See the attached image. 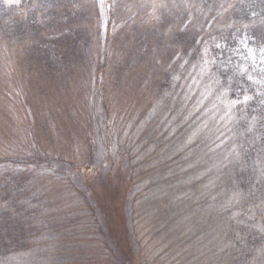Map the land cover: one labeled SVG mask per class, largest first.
<instances>
[{
	"label": "trees",
	"instance_id": "trees-1",
	"mask_svg": "<svg viewBox=\"0 0 264 264\" xmlns=\"http://www.w3.org/2000/svg\"><path fill=\"white\" fill-rule=\"evenodd\" d=\"M141 220L264 264V0H0V264H134Z\"/></svg>",
	"mask_w": 264,
	"mask_h": 264
},
{
	"label": "rangeland",
	"instance_id": "rangeland-1",
	"mask_svg": "<svg viewBox=\"0 0 264 264\" xmlns=\"http://www.w3.org/2000/svg\"><path fill=\"white\" fill-rule=\"evenodd\" d=\"M260 52V51H259ZM180 70V68H178L176 70V72H178ZM175 75V74H174ZM204 80H202L203 82ZM202 86L204 85H207L206 83H201ZM128 129H126L124 131V135L125 134H128ZM53 142V141H52ZM54 143V142H53ZM95 148H93V152H95V154H98L100 152V148L98 146V140L95 139ZM52 143L50 142V145ZM55 144V143H54ZM67 151V150H66ZM69 152V153H68ZM84 151L83 149H81L80 151H67V155L69 154V157H80V158H83L82 156L84 155ZM101 154V153H100ZM102 156V154H101ZM100 156V157H101ZM105 157H103L104 159ZM93 159H97V157H93ZM248 160V158H247ZM251 160V163L252 164H255V161L253 159H250ZM250 160L246 161H241L240 164H244V163H247L249 162ZM192 161V160H191ZM234 162H231V164H233ZM104 165V168L108 167V164H103ZM194 168V167H193ZM198 171V168H194ZM209 173V171H200V174L201 175H207ZM127 173L124 172V175H126ZM197 174V173H196ZM103 188V185L101 184L100 185V188H98V190H96V193H94V197L97 199V200H103L102 199V196H104V192L101 190ZM111 190V189H110ZM110 190H106V198L108 200V205L110 207L112 206H117V203L119 202L118 201V198L121 197V190L119 188H112V192L109 193ZM99 191H102V193H100L99 195ZM225 191L226 193L229 192V189L228 188H225ZM112 198H110V197ZM104 199V200H105ZM154 205V204H153ZM156 208H160L161 209V206L159 205H154ZM176 208L175 209H172V207L170 208V211L172 213H178L180 212L182 209H185L184 206H178V205H174ZM195 206V203L194 201H191L190 202V205L189 207L190 208H193ZM72 207L73 205H70L69 206V210L71 211L72 210ZM153 207V206H152ZM219 208V206L217 205H214V203L212 202V200H208V203L204 204V205H201V207L197 208L202 210L203 213H205L206 216H208V219H209V222L207 223V229L212 233H214V237L211 241V238H210V241H206L203 245V247L209 251H211L212 253H215V251L218 249V246L216 248V244L214 243L215 241V238H217L218 235L216 234H219V230L220 229H227L225 227V225L221 224V218L218 219L217 218V209ZM118 211H117V217L119 219V215H120V212L122 209H124L126 211L125 214H127V216H130L131 214V208L130 209H127L126 206L122 207L120 209V207H117ZM192 215V213H191ZM126 218H129L127 217ZM200 216L199 215H196L194 212H193V218H195L196 220H198L197 218H199ZM86 217L82 218L81 222L85 221ZM125 219V217H124ZM119 222L120 219H119ZM165 221H156L154 224L148 220H141L140 222V225L139 227L136 228L137 231H146V234L148 232H151L150 230L153 229L152 231V235H148L146 236V239H143L140 240L139 244L134 247V264H150V263H146V261L148 259H145L143 258L144 256H146V251L147 250H150L152 249V243L155 244V245H158L159 243H161V241H164L165 242V245L168 246V250L169 252H178L177 256H179L181 259L184 258L185 256V246H189L191 243L187 242L188 241V237L190 236V229H188L187 227H185L183 224H177V225H174V224H171V225H168L166 226L165 228L163 227V224H164ZM152 227V228H151ZM90 248V252L93 251V249L89 246ZM216 249V250H215ZM146 253V254H145ZM264 260V259H263ZM106 262H108L107 260H103L101 262H99L98 264H106ZM179 264H180V261H178ZM189 264H194V262L191 260L189 261Z\"/></svg>",
	"mask_w": 264,
	"mask_h": 264
}]
</instances>
